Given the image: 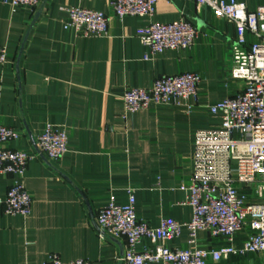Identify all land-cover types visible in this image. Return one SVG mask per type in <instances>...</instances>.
I'll list each match as a JSON object with an SVG mask.
<instances>
[{
    "label": "crops",
    "instance_id": "0c3cea01",
    "mask_svg": "<svg viewBox=\"0 0 264 264\" xmlns=\"http://www.w3.org/2000/svg\"><path fill=\"white\" fill-rule=\"evenodd\" d=\"M237 1L249 11L264 6V0ZM72 7L105 12L108 35L85 38L65 30L66 9ZM181 18L197 29L192 48L145 60L148 49L138 33L149 19L119 20L110 0H43L15 10L0 0V46L8 52L0 66V123L20 135L11 148L35 156L22 179L32 198L30 215H6L0 206V264H43L51 253L63 262L121 264L125 241L101 238L96 221L112 198L125 205L130 193L138 219L151 227L163 219L191 220L181 188L190 184L197 133L218 126L209 108L241 92L244 83L231 76L236 25L194 0H159L152 21ZM248 41L257 40L248 35ZM183 73L201 79L191 112L181 101L122 117L125 90L148 89L157 78ZM48 125L68 134V152L56 162L37 147ZM12 182L11 176L0 177V199ZM149 246L144 239L137 251ZM220 246L205 231L192 243L185 228L169 243L173 249ZM240 261L253 259L217 264Z\"/></svg>",
    "mask_w": 264,
    "mask_h": 264
},
{
    "label": "built area",
    "instance_id": "2783aa9c",
    "mask_svg": "<svg viewBox=\"0 0 264 264\" xmlns=\"http://www.w3.org/2000/svg\"><path fill=\"white\" fill-rule=\"evenodd\" d=\"M159 0H110L114 15L149 19L138 37L148 49L145 60L167 50L189 51L197 29L184 18L170 23L152 21ZM199 8L207 7L219 18L236 25L237 38L232 45L233 79L244 88L209 108L218 126L197 133L190 184L181 189L187 194L192 218L181 224L163 219L151 227L138 219L135 197L130 193L125 205L112 198L98 213L96 226L101 238L123 239L125 250L121 264H209L232 257L264 254V6L249 11L237 0H194ZM43 0H3L14 10L38 7ZM65 30L81 37L108 35L109 18L105 12L72 7L66 9ZM248 35L257 41L249 44ZM8 62V52L0 46V66ZM201 79L195 73H183L155 79L148 89L131 88L123 94V118L154 107H177L187 102L191 112L198 101ZM19 133L0 123V177L11 176L7 195L0 199L6 215L26 218L32 209V198L22 183L34 154L14 150L10 144ZM37 147L50 161H59L68 152V134L48 125L37 137ZM188 231L195 243L198 232L205 231L218 239L216 249L169 247ZM144 239L150 246L137 251ZM241 244H238V241ZM43 264H90L86 260L63 262L51 253Z\"/></svg>",
    "mask_w": 264,
    "mask_h": 264
},
{
    "label": "rangeland",
    "instance_id": "374dc122",
    "mask_svg": "<svg viewBox=\"0 0 264 264\" xmlns=\"http://www.w3.org/2000/svg\"><path fill=\"white\" fill-rule=\"evenodd\" d=\"M252 258V264H264V254L261 255H248L247 258ZM239 264H242V262L240 261Z\"/></svg>",
    "mask_w": 264,
    "mask_h": 264
},
{
    "label": "trees",
    "instance_id": "16d2710c",
    "mask_svg": "<svg viewBox=\"0 0 264 264\" xmlns=\"http://www.w3.org/2000/svg\"><path fill=\"white\" fill-rule=\"evenodd\" d=\"M240 258H245V257H240Z\"/></svg>",
    "mask_w": 264,
    "mask_h": 264
}]
</instances>
